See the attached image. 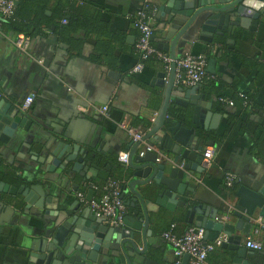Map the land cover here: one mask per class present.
<instances>
[{
	"label": "crops",
	"instance_id": "1",
	"mask_svg": "<svg viewBox=\"0 0 264 264\" xmlns=\"http://www.w3.org/2000/svg\"><path fill=\"white\" fill-rule=\"evenodd\" d=\"M167 1L157 0L153 43L158 48L167 44L168 48L159 49L171 56L175 33L169 32L168 13L160 11ZM75 2L80 9V18L75 17V22L81 25L70 29L69 35L46 25L33 36L21 34L29 39L27 50L15 43L16 32L3 29L6 20L0 18V98L21 108L32 120L28 130L18 128L7 142L0 140V159L10 181L21 179L24 185H41L47 197L59 198L62 209L75 205L76 209L68 211L81 217L90 206L80 200L78 193L84 192L87 196L92 188L85 186L87 182L79 174L63 176V172H74L73 163L66 169L54 165L52 171H44L42 167L53 168L50 166L55 158L52 151L60 142L65 144L58 150L63 159H67L70 150L73 156L77 155L75 149L79 147L88 154L112 160L111 177L121 180L125 200H132L133 170L119 158L130 154L133 141L120 124L128 121L142 130L145 125L148 131L155 126L164 94L162 88L152 83L159 72H165L167 78L170 71L161 61L150 58L143 72L133 73L142 60L136 49L139 33L133 27L132 17L140 9L142 0ZM185 51L206 54L208 71L216 75V80L200 83L199 93L204 94L205 99L183 110L193 116L199 107V129L213 122L214 117L205 116L207 107H211L215 115L223 113L215 120L219 128L212 131L216 134L214 141L207 142V149L213 151L214 157L210 164L204 165L205 172L192 175L195 187L190 192V205L219 209L215 220L237 224L238 219L225 211L233 191L224 183L227 171H234L237 179L247 185L264 182V15L255 30L231 29L221 36L214 34L212 43L198 35H185L176 45V58ZM158 92L161 95L158 96ZM31 93L35 94L34 100L29 108L23 109L24 100ZM240 94L247 97V105H241L244 100ZM220 95L232 98L237 107L223 105L218 100ZM103 106L108 107L105 113L99 111ZM147 143L156 146V153L160 151L157 145L143 141L137 153ZM192 145L197 147L200 141H193ZM168 154L160 151L159 157ZM40 158L48 162H41ZM24 199L23 195L0 191V264H26L36 239L46 232L50 219L55 218L48 214L46 206L28 208ZM128 210L131 212L133 208L129 206ZM150 216L151 259L157 264H172L176 258L174 248L164 240L163 232L176 224V232L183 234L195 223L185 221L186 210L181 207L175 211L161 208L159 213L151 212ZM258 217L255 215L246 226H239L245 233L242 230L220 233L219 236H226L227 240L209 253L206 264H235V259L246 264H264V254L245 244L257 226ZM250 223L253 224L251 229ZM259 239L264 242V229ZM115 241L113 237L112 243L116 246ZM239 252H243V257Z\"/></svg>",
	"mask_w": 264,
	"mask_h": 264
},
{
	"label": "water",
	"instance_id": "2",
	"mask_svg": "<svg viewBox=\"0 0 264 264\" xmlns=\"http://www.w3.org/2000/svg\"><path fill=\"white\" fill-rule=\"evenodd\" d=\"M260 2L261 0H168L160 7L161 12L168 13L166 21L170 25L169 32L175 33L170 47L173 62L167 78L165 72H159L153 80L154 86L163 89L164 104L155 126L149 131L147 126H143L146 134L142 142L157 145L162 154L169 153V156L160 158V151H147L141 156L137 151L142 142H132L128 164L133 170L131 175L134 180L130 189L134 192V198L125 201L133 210L126 214L123 226L112 227L106 224L105 220L91 212L90 208H87L81 217L68 211L76 209L75 205L62 209L59 198L47 197L41 185L16 187L5 182L0 184V191L14 196L23 195L28 208L33 205L46 206L48 214L55 217L46 224V232L36 239L26 264H157L151 259L153 252L149 246V238L153 231L149 229V225L150 213H159L161 208L171 211H175L177 207L185 209V221L205 228L206 238L210 240L218 238L223 232L242 230L239 226L251 222L255 215L261 217L264 222V182L256 181L247 185L239 179L236 180L237 189L232 191L230 204H227L225 211L238 219L237 224L215 220L219 209L190 205V192L195 187L191 182L192 175L207 170L204 166V152L208 146L207 142L214 141L216 134L212 131L219 128L215 120L223 113L215 115L211 107H207L205 116L207 119L214 117L213 122L211 125L206 123L199 129V107H196L193 116L183 110V107L201 104V99H205L206 96L199 93L200 84L193 87L175 84V48L183 36L198 35L200 39L212 43L214 34L221 36L231 29L253 31L264 15V7H253ZM159 48H168V45L161 44ZM156 94L159 96L161 92ZM172 101L174 105L171 104ZM31 125L32 120L21 108L0 98V140L7 142L18 128L28 130ZM193 141H200V145L191 147L190 143ZM62 146L65 144L60 142L52 151L55 158L50 166L53 168L46 165L42 167L44 171H52L54 165L66 169L73 163L71 168L74 172H63V176L70 174L75 177L79 174L85 182L97 179L106 181L111 177V165L104 161L103 156L88 154L87 150L76 147L73 149L77 155L73 156L70 150L67 159H63L62 154H58ZM40 161L47 160L40 158ZM79 168L82 170L78 171ZM123 190L122 185V197L125 199ZM94 195V190H88L87 200H91ZM196 212L200 214L196 215ZM252 225L250 223L248 227L251 229ZM242 232L245 233V230ZM113 237H116V246L112 243ZM259 252L264 254L263 251ZM239 255L243 257V252H239ZM188 260L189 255H185L183 264H187ZM241 261L235 259V264H246Z\"/></svg>",
	"mask_w": 264,
	"mask_h": 264
},
{
	"label": "built area",
	"instance_id": "3",
	"mask_svg": "<svg viewBox=\"0 0 264 264\" xmlns=\"http://www.w3.org/2000/svg\"><path fill=\"white\" fill-rule=\"evenodd\" d=\"M17 10V0H0V18L3 20L13 19ZM158 11L157 0H142L140 9L132 17L133 27L138 31L139 36L136 43V49L142 62L138 63L133 73H141L145 69V63L150 58L161 61L166 70L170 71L173 59L171 56L160 50L152 40V35L155 29V17ZM15 43L27 50L29 39L24 35L18 34ZM175 84L177 86L193 87L204 81L216 80V75L208 71V57L206 54H195L190 51H185L181 56L175 59ZM34 93L29 94L23 103V109L30 107L34 100ZM244 100V105H247L248 100L244 94H240ZM218 100L223 105L234 106L235 101L224 95H220ZM99 111L105 113L108 111L107 106H103ZM121 128L130 136L134 143L142 142L146 132L138 128L128 121H123ZM145 142V141H144ZM156 146L149 143L140 151V155L144 156L147 151H155ZM213 151L206 149L204 152L205 163L208 165L211 162ZM120 161L128 163L129 154L120 156ZM237 179V174L234 171H227L224 183L227 188H232ZM121 180L117 178H109L104 182H87L86 187L92 188L97 196H93L91 200H87L84 192H79L80 200L87 203L91 210L105 220V223L113 227H121L124 225L125 217L128 211V206L122 197ZM257 226L253 229L252 234L246 240V246L252 250L264 251V242L259 239V234L264 229L263 219L258 217ZM176 224H172L170 228L165 230L162 237L166 242L174 248L176 256L172 264H183L185 255H189L187 264H206L209 253L217 247L225 244L227 237L219 236L218 238L209 241L206 238V230L203 227L190 225L183 234L176 232Z\"/></svg>",
	"mask_w": 264,
	"mask_h": 264
},
{
	"label": "trees",
	"instance_id": "4",
	"mask_svg": "<svg viewBox=\"0 0 264 264\" xmlns=\"http://www.w3.org/2000/svg\"><path fill=\"white\" fill-rule=\"evenodd\" d=\"M53 3L54 6H52ZM76 4L75 0H19L15 17L6 20L3 29L16 32L17 34L33 36L40 32L42 25H46L48 28L55 27L56 30H59L64 35H69V30H75L77 28L76 25L80 24L75 22L77 21L75 17L80 18V9ZM63 21H65L64 24H62ZM243 104L244 102L241 100V105L243 106ZM235 106L237 107L236 103ZM107 161L111 164L112 160L107 159ZM2 169L3 165L0 159V184L2 182L9 184L11 182V184L15 185L25 184V181L21 179L16 182L15 180L10 181ZM234 189H236V184H234Z\"/></svg>",
	"mask_w": 264,
	"mask_h": 264
},
{
	"label": "clouds",
	"instance_id": "5",
	"mask_svg": "<svg viewBox=\"0 0 264 264\" xmlns=\"http://www.w3.org/2000/svg\"><path fill=\"white\" fill-rule=\"evenodd\" d=\"M253 7H255L256 9H259L260 7H264V0H261V2L260 3H256V4H254L253 5ZM139 154H140V152H139ZM111 178V177H110ZM113 178V177H112ZM236 182V181H235ZM235 184V183H234ZM234 187V186H233ZM233 187L232 188H230V189H233ZM121 190H122V184H121ZM124 199V198H123ZM125 200V199H124ZM126 202V201H125ZM128 206V205H127ZM128 209H129V207H128ZM129 211V210H128ZM127 211V212H128Z\"/></svg>",
	"mask_w": 264,
	"mask_h": 264
}]
</instances>
